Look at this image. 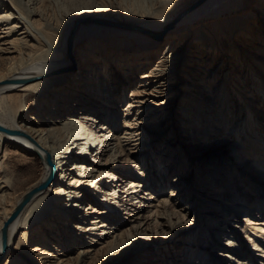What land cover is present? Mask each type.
<instances>
[{
  "label": "bare ground",
  "instance_id": "6f19581e",
  "mask_svg": "<svg viewBox=\"0 0 264 264\" xmlns=\"http://www.w3.org/2000/svg\"><path fill=\"white\" fill-rule=\"evenodd\" d=\"M0 41V264L264 258L221 158L262 159L264 0H0Z\"/></svg>",
  "mask_w": 264,
  "mask_h": 264
},
{
  "label": "rangeland",
  "instance_id": "374dc122",
  "mask_svg": "<svg viewBox=\"0 0 264 264\" xmlns=\"http://www.w3.org/2000/svg\"><path fill=\"white\" fill-rule=\"evenodd\" d=\"M166 27H164L165 29ZM146 33V32H142ZM152 35H157L154 31H150ZM159 34V33H158ZM143 35H150V34H143ZM157 40V39H155ZM153 42V41H152ZM1 43V41H0ZM74 47V44H72V48ZM256 50H258V47L261 46H255ZM263 53H264V46L261 47ZM258 53V51H256ZM91 57V56H89ZM71 79V77H69ZM132 83V82H131ZM133 84V83H132ZM251 103V107L254 110L253 117H255L257 122H264L263 113L259 111L260 107L258 106L257 103L253 102L252 100H248ZM228 133V131H227ZM227 150L223 152L221 155L222 159L227 158L228 160L232 159L231 165L232 169L235 170L236 172H239L238 176L234 174L233 178L235 183L239 184H246L248 187V192H249V199L253 200L255 199V202H259L260 200L264 202V164L262 165L261 163L264 161V149L260 148L258 150H255L256 154L258 153L259 156L262 158L258 163L252 162V156L251 160L247 161L248 158L250 157V153L245 154L244 152V147H239L235 143H232L231 146L226 147ZM262 149V150H261ZM238 150V152H237ZM195 180V178H194ZM243 180V182L241 181ZM158 185V184H157ZM250 186V187H249ZM124 188V184H123ZM166 193V192H165ZM168 193V192H167ZM258 204V203H257ZM257 204H255V208L257 207ZM253 205V204H252ZM254 211V210H253ZM256 213V211H255ZM259 217V216H258ZM257 217V218H258ZM241 218L240 223L243 225L246 223V217L245 214L239 216ZM259 219L264 220V216L260 217ZM205 226L207 225V222L204 224ZM204 225H202L201 229L204 228ZM200 231V229H199ZM246 243V241H245ZM250 243V242H249ZM186 247V244L179 246V249L181 248V251H184ZM249 248H254V247H249ZM74 252V250H73ZM254 256L256 257L255 260H253V264H264V258L261 256V251H254L253 252ZM74 255V253H73ZM259 258V259H258ZM245 264V263H242Z\"/></svg>",
  "mask_w": 264,
  "mask_h": 264
}]
</instances>
